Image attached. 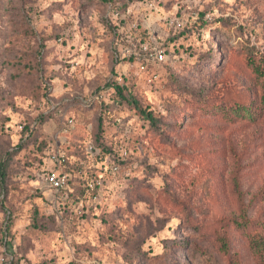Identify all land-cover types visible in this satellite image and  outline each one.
<instances>
[{
  "label": "rangeland",
  "instance_id": "rangeland-1",
  "mask_svg": "<svg viewBox=\"0 0 264 264\" xmlns=\"http://www.w3.org/2000/svg\"><path fill=\"white\" fill-rule=\"evenodd\" d=\"M157 48L151 83L129 57ZM245 50L264 54V0H0V264H264V78ZM113 82L154 121L87 107ZM91 142L123 145L116 174ZM51 148L102 179L82 213L28 175Z\"/></svg>",
  "mask_w": 264,
  "mask_h": 264
},
{
  "label": "trees",
  "instance_id": "trees-1",
  "mask_svg": "<svg viewBox=\"0 0 264 264\" xmlns=\"http://www.w3.org/2000/svg\"><path fill=\"white\" fill-rule=\"evenodd\" d=\"M243 53L245 55V59H246L247 64L251 67L253 72L255 74H257L258 76L264 78V54L259 53V55L257 56L254 53V51H249V50H245ZM129 58H133L136 61H137V59H140L143 62L147 63L143 59V57H135L134 55H131ZM151 70H152V65L147 63V68H146L145 72L148 74ZM157 71H158V69H157ZM159 80H157V81H159ZM154 82L155 81H152L151 83H154ZM110 87H112V90L110 93H108V91L106 89H103V88L97 89L95 97L89 99V103H88L87 107H90L95 102H97L96 100H98L100 107L104 108L103 111H107L108 114H111L110 107L114 106L115 104L119 105V103H121L122 100H125L127 103L132 104L134 106V108L144 118L149 119V121L151 123L154 121L152 113L150 111H148L147 109L142 108L138 104V101L136 99H131V98L125 96L122 92L123 88L120 85H117L116 82H113V83H111ZM50 92L51 91L49 90L45 93V95L43 97V101H44V103H49L50 106H53V108L50 109L46 113H50V115L52 113L53 116L58 119L61 126L64 127L66 124V121L69 117L64 116L62 110L60 109L61 108L60 105L53 104V102H52L53 95ZM102 95H104V97H102ZM261 101L264 102V83H263V87H262ZM59 111L61 113H59ZM118 120L120 122V119H118ZM117 124H121V123H117ZM36 129H37V126L35 123L30 124L28 127H26V124H24L22 129H20V131L24 134L23 139H28L30 136L35 134ZM125 138H128V137L126 136ZM90 144L93 145L94 149H93V151L86 150L87 151L86 155H92L93 154L95 156V158H97V157L101 158L103 153L105 151H107L109 156H108V159L106 161V165H109V167L112 170H113V166H115V165L119 169V167L121 166V163H122L119 156L120 155L124 156V155L121 154L122 150H121V153H119V154L117 153L116 148L118 145H113L112 147L110 146V148L108 147V149H107L105 146L99 145L96 142L95 143L91 142ZM21 147H22V145H20L19 148H21ZM120 147H123V145H121ZM66 155H67V160H66L64 167L71 174V176L68 180V186L66 189L54 190V189L50 188L48 185H46L42 180H38L36 178L35 170H37V168L49 167V164L47 163L45 151H43L42 155L39 156V159L36 161L37 166L30 165V166H26V168L27 167L32 168V171L30 173H28V175H31V177L35 178L37 181L42 182V184L46 185L47 188L50 189L51 191H54V193H53L54 199L53 200L54 201H55V199L58 200V203L62 204L65 211H68V210L70 211L72 206H74L82 197L86 196L88 191H89L87 189V182L89 181L90 178L84 176V174L87 173V171H89L91 168L85 167V165H84L85 160L82 157H76L74 159H71V158H69V156L71 155L70 152L66 153ZM86 157H88V156H86ZM117 170L114 171V174H116L115 172H117ZM4 176H5L4 162H1V164H0V180H2L4 178ZM224 241H225V239L222 240V244H221V248H223V249L226 247V243Z\"/></svg>",
  "mask_w": 264,
  "mask_h": 264
},
{
  "label": "built area",
  "instance_id": "built-area-1",
  "mask_svg": "<svg viewBox=\"0 0 264 264\" xmlns=\"http://www.w3.org/2000/svg\"><path fill=\"white\" fill-rule=\"evenodd\" d=\"M143 59L154 66V69H152L148 73V81H157L160 78L159 72L157 71L158 68H155L156 65L161 63L165 59V51L162 48H157L152 51H148L144 56ZM139 70L140 71H146L147 63L143 62L140 59H137ZM73 123V118L69 117L66 121V127H71ZM23 125H19V128L22 129ZM94 147L93 145L89 144L87 146L88 151H93ZM122 150V154L126 155V150L123 147H120ZM46 159L47 163L49 164V167H39L37 170H35V176L38 180H42L46 185H48L50 188L54 190H61L66 189L68 186V180L71 176L70 172H68L64 165L67 160V155L56 148H51L46 151ZM37 166V163L35 164ZM118 167L115 165L113 166V170H117ZM102 186V179H91L87 182V189L93 190V189H99ZM97 197V194L94 195V198ZM84 198V197H83ZM80 199L79 206L77 208L80 209V213H82V210L84 208V204L82 203V199Z\"/></svg>",
  "mask_w": 264,
  "mask_h": 264
}]
</instances>
